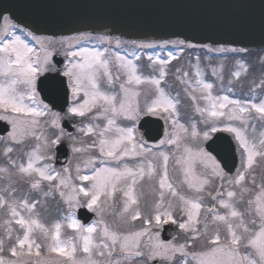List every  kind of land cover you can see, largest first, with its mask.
<instances>
[{
    "label": "snow or ice",
    "instance_id": "snow-or-ice-1",
    "mask_svg": "<svg viewBox=\"0 0 264 264\" xmlns=\"http://www.w3.org/2000/svg\"><path fill=\"white\" fill-rule=\"evenodd\" d=\"M210 2L224 10L145 18L118 17L123 0L0 6V264H264V0ZM116 24L167 31L124 39ZM43 25L77 27L58 36ZM177 30L211 43L170 38ZM49 80L66 110H56ZM145 117L160 122L153 143L140 132ZM62 144L73 159L58 168ZM50 197L65 207L46 226ZM80 209L96 219L82 223ZM166 226L172 239L162 238Z\"/></svg>",
    "mask_w": 264,
    "mask_h": 264
},
{
    "label": "water",
    "instance_id": "water-1",
    "mask_svg": "<svg viewBox=\"0 0 264 264\" xmlns=\"http://www.w3.org/2000/svg\"><path fill=\"white\" fill-rule=\"evenodd\" d=\"M22 2V0H0V6H7L13 3ZM124 5L117 9V16H134V17H153V16H167V15H180L188 12L195 11H218L224 10L222 8L214 6L210 0H123ZM17 15L21 19H30L31 13L27 10H20L17 12ZM46 31L42 32L43 35H52L53 32L57 33L58 36H71L75 33L70 31L71 28L77 27V25H65L59 27H52L49 25H43ZM115 27L118 31L113 34L116 36H121L123 34L124 39H138L144 38L142 33L144 31H149L153 33L152 38H158L155 33L159 32L161 35L164 34V29H140V28H131L121 24H116ZM99 30V29H98ZM180 32L179 36H172V39H188L192 43H211L210 40L205 39L206 34L190 31V30H177ZM164 38H169L165 35ZM217 39L226 40L231 37L224 34H217L215 36ZM240 46V45H235ZM248 46L252 48H257L260 46V41L258 36L250 37L248 40ZM56 82L53 80L48 81V95L52 97L55 101L58 111L66 110L68 104H66V96L63 89H58ZM2 123V122H0ZM74 121L65 120L63 121V126L66 131L74 134L76 128L73 127ZM160 122H157L156 119L151 117L143 118L140 122V132L143 133V136L150 143L155 142V140L160 135ZM3 129L0 128V133ZM222 155L223 162H226L229 167H234L237 163L236 157L230 148L227 147V142H222ZM69 160V150L62 144L60 146V151L58 152V163L56 167H62L67 164ZM77 217L81 220L82 223L88 224L95 219V216L89 213L85 209L78 211ZM175 235L174 226H166L165 231L162 233L163 239H172V236Z\"/></svg>",
    "mask_w": 264,
    "mask_h": 264
},
{
    "label": "rangeland",
    "instance_id": "rangeland-1",
    "mask_svg": "<svg viewBox=\"0 0 264 264\" xmlns=\"http://www.w3.org/2000/svg\"><path fill=\"white\" fill-rule=\"evenodd\" d=\"M55 54H61L63 56L62 50H59V49L56 52H54L53 56ZM256 58H257L256 55H253L252 57H250V62L254 63L256 61ZM173 63H176V62L173 61ZM204 63L207 64V61H205ZM216 63H218V61L214 60L213 65H215ZM224 63H225L224 76H225V80H227L228 79V72H229V69L231 67L232 62H231V60H226V61H224ZM205 71L208 72L210 75V68H206ZM259 71H260V66H259V64H256L255 65V72L258 74ZM170 83L172 84L173 90H179L180 89L179 83L177 81H175L174 79L170 78ZM247 89H248V85H247V82H245L242 91L247 92ZM189 115H192L190 108L187 110L186 114L182 117V122H184ZM151 118H154V117H151ZM256 128H257V134H258L261 131L260 125L256 124ZM74 135L78 136L79 134L77 132H75ZM68 150H69V160H71V159H73V155L70 151V148H68ZM170 167H171V164H170ZM24 188H25V190H27L26 184L24 185ZM33 195H35V194H33ZM64 207L65 206L59 200L58 197L48 198L44 207L40 208L41 222L44 223L46 226H51L54 222L59 221L61 218V213H60L59 209H62ZM0 220H2V216H0ZM72 232H73V230L70 228L62 229V235H71ZM52 255H55V254H52Z\"/></svg>",
    "mask_w": 264,
    "mask_h": 264
},
{
    "label": "flooded vegetation",
    "instance_id": "flooded-vegetation-1",
    "mask_svg": "<svg viewBox=\"0 0 264 264\" xmlns=\"http://www.w3.org/2000/svg\"><path fill=\"white\" fill-rule=\"evenodd\" d=\"M53 61L55 63H57V66L60 67L61 64H60V61H64L66 63V60L65 58L61 55V54H55L53 57H52ZM143 135V133H141ZM145 195L146 197L150 198L151 197V191L149 189V187L146 185L145 186ZM81 210V209H80ZM92 214V213H91ZM94 215V214H93Z\"/></svg>",
    "mask_w": 264,
    "mask_h": 264
}]
</instances>
